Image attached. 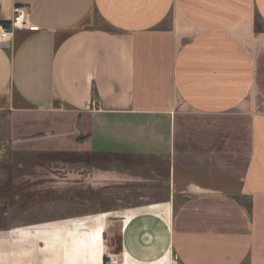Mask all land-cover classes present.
I'll return each instance as SVG.
<instances>
[{"label": "crops", "instance_id": "0c3cea01", "mask_svg": "<svg viewBox=\"0 0 264 264\" xmlns=\"http://www.w3.org/2000/svg\"><path fill=\"white\" fill-rule=\"evenodd\" d=\"M21 6L12 150L153 166L69 168L94 195L5 214L0 264H264V0H0V23Z\"/></svg>", "mask_w": 264, "mask_h": 264}, {"label": "rangeland", "instance_id": "374dc122", "mask_svg": "<svg viewBox=\"0 0 264 264\" xmlns=\"http://www.w3.org/2000/svg\"><path fill=\"white\" fill-rule=\"evenodd\" d=\"M9 123V115L0 112V225L14 222L5 221V214L14 217L34 210L42 212V209L45 210L43 204L51 198L85 196L86 191L89 196H93L95 190L91 185L88 186L89 189L83 187L81 190L78 185L71 186L70 178L66 174L69 168L111 166L118 163L153 166V162L146 159H116L89 154L15 152L10 145ZM119 160L123 161L119 162ZM157 165L161 166L162 163ZM162 185L163 183L160 182V186ZM159 192L156 190L155 193Z\"/></svg>", "mask_w": 264, "mask_h": 264}, {"label": "built area", "instance_id": "2783aa9c", "mask_svg": "<svg viewBox=\"0 0 264 264\" xmlns=\"http://www.w3.org/2000/svg\"><path fill=\"white\" fill-rule=\"evenodd\" d=\"M29 11L25 7H16L14 15L9 23L4 25L0 23V47L8 45L12 39L13 31L18 28H25L29 22ZM106 264H116L118 258L112 252H106ZM170 264H178L176 260L171 259Z\"/></svg>", "mask_w": 264, "mask_h": 264}, {"label": "trees", "instance_id": "16d2710c", "mask_svg": "<svg viewBox=\"0 0 264 264\" xmlns=\"http://www.w3.org/2000/svg\"><path fill=\"white\" fill-rule=\"evenodd\" d=\"M2 24L6 25L7 23L6 22H2Z\"/></svg>", "mask_w": 264, "mask_h": 264}]
</instances>
